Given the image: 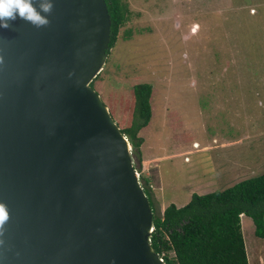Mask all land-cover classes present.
<instances>
[{
	"label": "water",
	"instance_id": "obj_1",
	"mask_svg": "<svg viewBox=\"0 0 264 264\" xmlns=\"http://www.w3.org/2000/svg\"><path fill=\"white\" fill-rule=\"evenodd\" d=\"M0 28V264H167L129 138L92 82L106 0H54Z\"/></svg>",
	"mask_w": 264,
	"mask_h": 264
},
{
	"label": "rangeland",
	"instance_id": "obj_2",
	"mask_svg": "<svg viewBox=\"0 0 264 264\" xmlns=\"http://www.w3.org/2000/svg\"><path fill=\"white\" fill-rule=\"evenodd\" d=\"M126 1L130 18L95 88L125 128L134 86L153 85L141 172L157 213L262 175L264 0ZM242 227L249 263L264 264V237L249 216Z\"/></svg>",
	"mask_w": 264,
	"mask_h": 264
},
{
	"label": "trees",
	"instance_id": "obj_3",
	"mask_svg": "<svg viewBox=\"0 0 264 264\" xmlns=\"http://www.w3.org/2000/svg\"><path fill=\"white\" fill-rule=\"evenodd\" d=\"M106 1L112 19L110 53L131 11L126 0ZM98 77L92 82L93 87ZM133 94L125 105L126 111L133 110L132 120L125 128L120 127L136 151L133 154L137 155V168L141 172V148L145 139L140 132L150 124L153 116V85L139 83L134 86ZM124 100L121 98L122 103ZM141 180L154 210L152 245L159 254L164 253L167 264H250L242 215L251 217L256 226V235L264 237V173L239 181L224 190L205 194L194 192L187 204L179 207L171 203L163 215L157 213L150 192L148 183L151 177L141 174ZM171 250L176 258H170L168 252Z\"/></svg>",
	"mask_w": 264,
	"mask_h": 264
},
{
	"label": "clouds",
	"instance_id": "obj_4",
	"mask_svg": "<svg viewBox=\"0 0 264 264\" xmlns=\"http://www.w3.org/2000/svg\"><path fill=\"white\" fill-rule=\"evenodd\" d=\"M53 8H54V0H0V28L6 29L11 27V23L16 21L17 19L27 21L36 27L45 26L50 22L49 15L51 14ZM131 152L132 154L134 152L133 145L131 147ZM136 167H137V161H136ZM137 171L140 174L139 177L141 180L142 172H140L138 168ZM164 261L166 260L164 259Z\"/></svg>",
	"mask_w": 264,
	"mask_h": 264
},
{
	"label": "built area",
	"instance_id": "obj_5",
	"mask_svg": "<svg viewBox=\"0 0 264 264\" xmlns=\"http://www.w3.org/2000/svg\"><path fill=\"white\" fill-rule=\"evenodd\" d=\"M139 174V173H138ZM140 175V174H139ZM153 230H155V227L153 228ZM175 254V253H174ZM160 256H161V258L164 260L165 258H164V253L161 255L160 254ZM175 256H176V254H175Z\"/></svg>",
	"mask_w": 264,
	"mask_h": 264
},
{
	"label": "crops",
	"instance_id": "obj_6",
	"mask_svg": "<svg viewBox=\"0 0 264 264\" xmlns=\"http://www.w3.org/2000/svg\"><path fill=\"white\" fill-rule=\"evenodd\" d=\"M158 166H159V165H158ZM159 167H160V166H159ZM143 169H146V168L143 166ZM158 173H160V170H158ZM243 217L245 218L246 215H243L242 218H243Z\"/></svg>",
	"mask_w": 264,
	"mask_h": 264
}]
</instances>
